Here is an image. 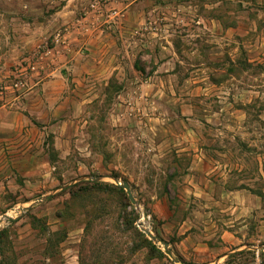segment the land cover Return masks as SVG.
Masks as SVG:
<instances>
[{
	"label": "rangeland",
	"instance_id": "obj_1",
	"mask_svg": "<svg viewBox=\"0 0 264 264\" xmlns=\"http://www.w3.org/2000/svg\"><path fill=\"white\" fill-rule=\"evenodd\" d=\"M251 28L264 0H0V264H264Z\"/></svg>",
	"mask_w": 264,
	"mask_h": 264
},
{
	"label": "crops",
	"instance_id": "obj_2",
	"mask_svg": "<svg viewBox=\"0 0 264 264\" xmlns=\"http://www.w3.org/2000/svg\"><path fill=\"white\" fill-rule=\"evenodd\" d=\"M251 29H253V28H251ZM253 31H255V32L257 31L256 33H253V35L255 36V40L251 39L252 41L251 40L246 41V39H244V40L242 39L240 44L238 45L240 51H247L248 52V50H250V49L251 50H258L259 47L264 48V41H263V37L261 36V34H262L261 31H259L258 28L253 29ZM246 33L252 34V32H249V31H247ZM256 38H257V40H256ZM248 59H249V61L251 60L250 58H248ZM207 157L213 158V157H215V154H213V157H212V155L211 156L207 155Z\"/></svg>",
	"mask_w": 264,
	"mask_h": 264
},
{
	"label": "water",
	"instance_id": "obj_3",
	"mask_svg": "<svg viewBox=\"0 0 264 264\" xmlns=\"http://www.w3.org/2000/svg\"><path fill=\"white\" fill-rule=\"evenodd\" d=\"M121 185L126 188L128 191H129V194H130V197L133 199V194L130 190V185L128 182H124V183H121ZM144 231L147 233V235H149L152 239L156 240V237L154 236V234L149 230V229H145L144 228ZM167 242H165V246L167 247Z\"/></svg>",
	"mask_w": 264,
	"mask_h": 264
}]
</instances>
